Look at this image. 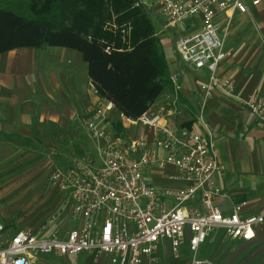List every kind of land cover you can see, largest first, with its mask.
<instances>
[{"label": "built area", "instance_id": "built-area-1", "mask_svg": "<svg viewBox=\"0 0 264 264\" xmlns=\"http://www.w3.org/2000/svg\"><path fill=\"white\" fill-rule=\"evenodd\" d=\"M152 1L167 28L200 17V27L178 35L174 49L183 63L209 71L200 85L201 106L212 89H220L235 96L239 105L264 124V93L238 96L232 79L215 75L228 56L224 38L230 22L221 23L215 16L223 11L247 13V0ZM248 1L252 6L261 2ZM135 4L147 7L138 1ZM177 77L170 75L176 84ZM112 111V104L104 100L94 111L96 118L83 122L94 143L97 164L82 159L50 174L49 186L62 199L40 228L12 234L0 224V264H41L42 256L63 258L82 253L107 256L111 264H168L164 254L176 259L184 245L190 264H209L197 254L214 230H221L224 240L248 242L255 237L256 226L264 221V207L260 214L244 217L243 203L233 205L229 215L213 205L221 196L217 176H222V167L213 134L201 113L200 133L186 129L174 133L153 114L145 113L137 120L121 116L126 124L151 130L154 139L147 141L114 136L105 127ZM158 161L173 166L176 173L169 178L185 182L184 186L158 190L149 182L143 171Z\"/></svg>", "mask_w": 264, "mask_h": 264}, {"label": "crops", "instance_id": "crops-1", "mask_svg": "<svg viewBox=\"0 0 264 264\" xmlns=\"http://www.w3.org/2000/svg\"><path fill=\"white\" fill-rule=\"evenodd\" d=\"M136 1L152 10L149 8L152 0ZM247 3V13L223 11L215 16L221 23L227 19L230 21L224 38L228 56L218 65L215 75L232 79L235 94L243 97L264 93V0L256 6L250 5L248 0ZM151 13L163 20L158 6ZM200 25L199 16L187 18L176 27L181 28L180 34L174 29L176 37L193 32ZM172 49L173 56H164L169 75H178L177 84L171 80L147 114L160 117L161 123L174 133L182 129L200 133L203 132L198 119L201 113L213 134L222 167V176H217L221 196L213 200V205L224 215H229L233 205L240 203L244 204V217L260 214L264 207V124L258 123L245 107L239 105L235 96L227 95L220 89H212L204 106H201L200 85L208 78L209 71L180 61L174 42ZM104 100L94 90L87 66L77 50L44 45L0 53V133L20 138L10 141L0 137V151L6 142L17 140L29 144L39 136L51 144L59 142L61 146L58 144L57 147L60 149L65 139L69 145H76L77 142L82 147L81 151L89 149L91 156L84 159L96 165L94 143L83 122L87 118H96L94 111ZM117 117L128 137L120 135L119 138L154 139L153 132L147 127L126 124L123 118ZM114 118L110 116V119ZM112 121L105 126L110 131ZM158 158L162 160L163 154L160 153ZM143 173L158 190L185 184L170 179L176 169L160 164V161L146 167ZM29 226L21 229L31 228ZM4 228L6 230V226ZM181 252L188 254L185 245ZM89 254L92 253L63 258L42 256L39 262L62 264ZM198 254L203 260L211 257L215 264H264V221L256 226L255 237L248 242L224 240L222 231L214 230L199 247ZM164 259L168 264L189 262L188 258L179 256L175 259L167 253ZM108 264H111L110 261Z\"/></svg>", "mask_w": 264, "mask_h": 264}, {"label": "trees", "instance_id": "trees-1", "mask_svg": "<svg viewBox=\"0 0 264 264\" xmlns=\"http://www.w3.org/2000/svg\"><path fill=\"white\" fill-rule=\"evenodd\" d=\"M135 3L33 0L29 16L0 9V53L44 45L79 51L94 90L113 106L115 118L109 123L120 128L117 116L139 119L171 81L151 11ZM0 137L12 141L17 136Z\"/></svg>", "mask_w": 264, "mask_h": 264}, {"label": "rangeland", "instance_id": "rangeland-1", "mask_svg": "<svg viewBox=\"0 0 264 264\" xmlns=\"http://www.w3.org/2000/svg\"><path fill=\"white\" fill-rule=\"evenodd\" d=\"M33 0H0V9L9 10L23 16L31 15L29 5ZM151 1V0H143ZM152 11L157 10V6L151 3ZM151 20L155 27L156 35L159 39L161 51L166 57L173 56L172 45L181 28L175 29L164 27V21L153 17ZM110 125V124H109ZM114 136L128 138L124 129L111 123ZM125 128V127H124ZM124 132V134H123ZM129 135V134H128ZM39 138V139H38ZM29 144L21 141L2 144L0 151V223L6 226L9 233L29 226L39 228L46 217L57 209L62 197L55 192L48 183L50 174L55 169H64L72 165L75 161L91 156L90 150L81 151L82 147L69 145L67 140L59 149L56 144L39 137L33 138ZM61 146V145H60ZM67 149H64L65 147ZM58 148V149H57ZM96 159V156H95ZM58 196V199H57ZM7 232V233H8ZM11 235V234H10ZM200 256V254H198ZM211 256V253L209 254ZM180 258L190 256L180 251ZM200 258V257H199ZM209 264H215L211 257L207 258ZM109 260L103 255H83L73 258V262H62V264H108Z\"/></svg>", "mask_w": 264, "mask_h": 264}]
</instances>
